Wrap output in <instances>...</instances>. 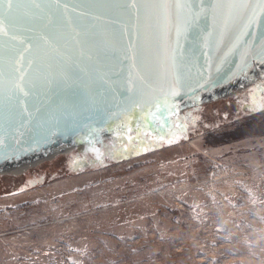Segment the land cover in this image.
Instances as JSON below:
<instances>
[{"label": "rangeland", "instance_id": "obj_1", "mask_svg": "<svg viewBox=\"0 0 264 264\" xmlns=\"http://www.w3.org/2000/svg\"><path fill=\"white\" fill-rule=\"evenodd\" d=\"M256 71L235 93L0 172V264H264Z\"/></svg>", "mask_w": 264, "mask_h": 264}, {"label": "water", "instance_id": "obj_2", "mask_svg": "<svg viewBox=\"0 0 264 264\" xmlns=\"http://www.w3.org/2000/svg\"><path fill=\"white\" fill-rule=\"evenodd\" d=\"M263 66L262 0H13L0 11V165L174 116Z\"/></svg>", "mask_w": 264, "mask_h": 264}, {"label": "bare ground", "instance_id": "obj_3", "mask_svg": "<svg viewBox=\"0 0 264 264\" xmlns=\"http://www.w3.org/2000/svg\"><path fill=\"white\" fill-rule=\"evenodd\" d=\"M258 72H260V71H258ZM71 149H73V147L64 148L63 151H56V152H53V153H51L49 155H46V156H40V157H36V158H32V159L21 160V161H18L16 163H10V164H5V165H0V172L15 171L18 168L19 169L20 168H24L25 166H27L29 164H32V163L38 162L40 160H43L45 158L51 157L52 155H55L57 153L68 152Z\"/></svg>", "mask_w": 264, "mask_h": 264}, {"label": "snow or ice", "instance_id": "obj_4", "mask_svg": "<svg viewBox=\"0 0 264 264\" xmlns=\"http://www.w3.org/2000/svg\"><path fill=\"white\" fill-rule=\"evenodd\" d=\"M264 2V0H262ZM13 0H0V11L4 10V6L7 5L8 8H11Z\"/></svg>", "mask_w": 264, "mask_h": 264}, {"label": "trees", "instance_id": "obj_5", "mask_svg": "<svg viewBox=\"0 0 264 264\" xmlns=\"http://www.w3.org/2000/svg\"><path fill=\"white\" fill-rule=\"evenodd\" d=\"M263 91H264V89H263ZM262 110H263V107L260 108V111H262ZM260 111H259V112H260ZM263 115H264V114H263Z\"/></svg>", "mask_w": 264, "mask_h": 264}]
</instances>
